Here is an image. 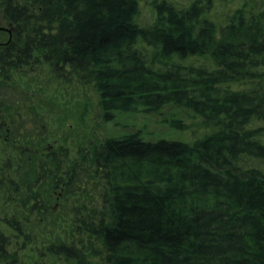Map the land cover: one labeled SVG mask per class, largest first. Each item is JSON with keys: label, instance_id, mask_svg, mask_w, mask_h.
<instances>
[{"label": "trees", "instance_id": "1", "mask_svg": "<svg viewBox=\"0 0 264 264\" xmlns=\"http://www.w3.org/2000/svg\"><path fill=\"white\" fill-rule=\"evenodd\" d=\"M0 8L15 28L3 59L46 63L57 78L94 87L105 122L141 113L170 130L109 135L89 148L92 160L64 172L63 195L99 186L102 204L76 212L81 243L53 242L47 255L264 264V0H0ZM21 202L48 211L39 193ZM2 222L0 264L41 263L21 253L30 237L21 220Z\"/></svg>", "mask_w": 264, "mask_h": 264}, {"label": "rangeland", "instance_id": "2", "mask_svg": "<svg viewBox=\"0 0 264 264\" xmlns=\"http://www.w3.org/2000/svg\"><path fill=\"white\" fill-rule=\"evenodd\" d=\"M0 27L13 29L1 8ZM2 35L0 33V38ZM6 37L7 35L0 41ZM11 84L33 99L34 110L38 115L34 117V125H31L36 137L32 144L34 152L22 154L20 148L9 149L12 153V173L18 190L0 188V227L6 229L3 217L21 220L23 229L30 234L28 243L23 246L25 250L21 252L27 262L36 260L41 262L39 264H75V261L70 263L62 256L47 255V247L53 242L81 243V233L76 231V212L85 210L86 207H101L100 187L94 188L87 195L65 196L59 184L60 177H63L68 168L86 161L84 158L90 147L96 146L109 135L143 127L146 133L154 137L170 130L159 118L141 113L122 114L112 122H105L94 87L83 84L77 77L70 81L58 80L46 63L12 72ZM12 89L8 86L5 89L1 85L0 94L6 95ZM186 121L192 125L199 119L188 118ZM42 134L44 140L40 142ZM187 136H190V132H187ZM14 156L17 158L14 159ZM21 156L25 157L23 161L19 160ZM28 156L33 161L27 162ZM52 156L60 161L52 163ZM57 165H60L59 169ZM54 174L56 179L53 178ZM35 192L41 195L48 206L44 215L32 213L21 202L26 196L32 198Z\"/></svg>", "mask_w": 264, "mask_h": 264}, {"label": "flooded vegetation", "instance_id": "3", "mask_svg": "<svg viewBox=\"0 0 264 264\" xmlns=\"http://www.w3.org/2000/svg\"><path fill=\"white\" fill-rule=\"evenodd\" d=\"M11 24V23H10ZM12 25V24H11ZM13 26V25H12ZM15 28L7 29L0 27V33H3L2 39L5 35L7 37L0 41V86L8 88L11 90L12 84V72L21 71L25 68H33L34 62L30 61L29 66H20L17 67V64L13 61H8L3 59L2 54L5 49L8 47H14L15 44L10 43L15 38L14 35ZM17 63V62H16ZM52 74L56 77L55 72L52 70ZM57 78V77H56ZM61 78H58L60 80ZM7 85V86H6ZM9 93H12L10 96ZM16 101V106H10L12 101ZM10 103V104H9ZM7 105H9L7 107ZM4 106V107H2ZM34 105L33 99L28 97L27 94L20 90L17 86H13L12 92H6V95L0 94V161L5 166H2L5 169V173L2 175V183L0 188L3 189L6 187L8 191H17V182L12 173V157L11 155H3L4 149H10L12 147H17L21 149V153H32L34 148L32 144L34 143V128H31V125H34ZM25 140H28V144H25ZM5 152V151H4ZM17 156H14L16 159ZM25 157L21 156L20 161H23ZM93 157H85L84 160H92ZM27 162L33 161L31 156L26 158ZM40 160V159H39ZM38 160V161H39ZM51 162L57 163L60 161L56 156L50 157ZM13 162V161H12ZM9 164V166L7 165ZM10 169V171H8ZM53 178H57L54 174ZM7 184H10L8 187ZM60 184V183H59Z\"/></svg>", "mask_w": 264, "mask_h": 264}]
</instances>
